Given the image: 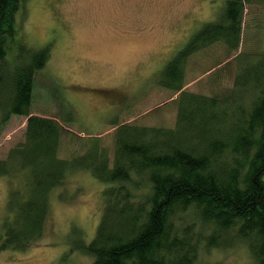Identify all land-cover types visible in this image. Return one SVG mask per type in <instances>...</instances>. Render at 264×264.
Segmentation results:
<instances>
[{
  "label": "trees",
  "instance_id": "1",
  "mask_svg": "<svg viewBox=\"0 0 264 264\" xmlns=\"http://www.w3.org/2000/svg\"><path fill=\"white\" fill-rule=\"evenodd\" d=\"M26 1L0 0L2 125L12 115L27 118L23 143L0 160V177H9L13 185L0 250L24 251L37 243L50 212L51 191L82 169L106 185L94 238L75 246L93 264H200V243L209 248L232 235L248 245L254 264H264V59L255 66L246 63L235 88L222 96L182 90L192 51L217 40L229 45V35L234 41L228 50L238 51L242 0H225L220 21L202 26L163 68L161 85L179 93L182 102L175 128L119 125L112 160L91 137L99 142L92 151L87 148L86 155L69 161L58 157L63 127L31 112L49 46L10 58L15 43L23 46L17 39V14L24 17Z\"/></svg>",
  "mask_w": 264,
  "mask_h": 264
},
{
  "label": "rangeland",
  "instance_id": "2",
  "mask_svg": "<svg viewBox=\"0 0 264 264\" xmlns=\"http://www.w3.org/2000/svg\"><path fill=\"white\" fill-rule=\"evenodd\" d=\"M242 2L238 51L227 48L233 35L228 37L229 45L217 40L192 51L186 60L184 92L222 96L235 88L236 76L246 63L255 66L264 59V0ZM225 3L27 0L24 17L21 11L17 14L21 24L17 39L23 46L15 43L10 58L50 48L49 59L37 74L31 112L63 127L66 136L58 157L69 161L84 155L87 148L92 151L99 143L92 137L100 141V152L112 160L119 125L175 128L182 102L179 93L161 85V72L202 26L220 21ZM26 121L24 116L12 115L2 125L0 112V160L23 143ZM8 180L0 177V236L13 189ZM105 187L86 170L68 176L65 186L49 195L50 212L40 240L24 251L0 250V264H93V258L75 246L79 240L88 244L94 238ZM15 188L25 189L18 184ZM203 233L208 236L210 230ZM200 245V264H254L248 245L236 235L209 248Z\"/></svg>",
  "mask_w": 264,
  "mask_h": 264
}]
</instances>
